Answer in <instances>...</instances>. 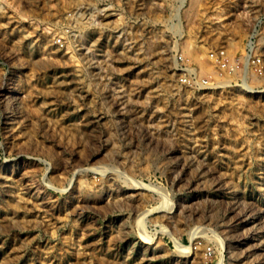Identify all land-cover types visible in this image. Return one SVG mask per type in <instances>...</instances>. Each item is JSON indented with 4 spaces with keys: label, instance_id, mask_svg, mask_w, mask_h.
Instances as JSON below:
<instances>
[{
    "label": "rangeland",
    "instance_id": "obj_1",
    "mask_svg": "<svg viewBox=\"0 0 264 264\" xmlns=\"http://www.w3.org/2000/svg\"><path fill=\"white\" fill-rule=\"evenodd\" d=\"M0 264H264V0H0Z\"/></svg>",
    "mask_w": 264,
    "mask_h": 264
},
{
    "label": "bare ground",
    "instance_id": "obj_2",
    "mask_svg": "<svg viewBox=\"0 0 264 264\" xmlns=\"http://www.w3.org/2000/svg\"><path fill=\"white\" fill-rule=\"evenodd\" d=\"M72 56H74V55H72ZM72 56H71V57H72Z\"/></svg>",
    "mask_w": 264,
    "mask_h": 264
}]
</instances>
